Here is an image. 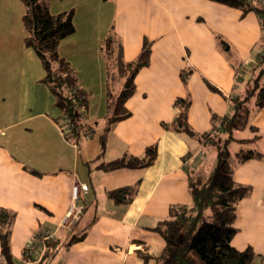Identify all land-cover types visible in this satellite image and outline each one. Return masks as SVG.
Here are the masks:
<instances>
[{
	"label": "crops",
	"instance_id": "1",
	"mask_svg": "<svg viewBox=\"0 0 264 264\" xmlns=\"http://www.w3.org/2000/svg\"><path fill=\"white\" fill-rule=\"evenodd\" d=\"M49 7L54 14L75 10V32L61 41L59 51L88 93L85 123L93 132L78 143L67 139L55 97L42 81L44 68L33 81L37 94L30 97V48L21 28L25 7L22 0H0V210L16 214L11 252L18 264H157L165 240L155 228L171 206L190 204V173L207 176L215 167L216 146L200 135L212 131L214 115L232 113V97L244 92L264 55L261 18L214 0H50ZM111 34L122 41L127 61L137 57L145 38L153 46L150 64L137 73L136 91L125 104L130 116L106 131L103 45ZM217 35L232 51H222ZM121 85L117 81L116 90ZM187 94L195 135L165 127L175 118V100ZM97 96L106 102L103 115L104 108L94 106ZM235 136L246 140L229 144L234 178L251 192L237 206L232 244L252 247L264 263V157L239 162L236 156L242 148L264 153V107L253 111ZM152 144L158 156L147 167L99 166L141 156ZM75 184H87L89 191L75 198ZM126 186H135L130 201L109 198L111 190ZM42 230L55 234L48 254L46 248L40 258L26 257L25 248ZM0 264H6L1 243Z\"/></svg>",
	"mask_w": 264,
	"mask_h": 264
},
{
	"label": "trees",
	"instance_id": "2",
	"mask_svg": "<svg viewBox=\"0 0 264 264\" xmlns=\"http://www.w3.org/2000/svg\"><path fill=\"white\" fill-rule=\"evenodd\" d=\"M49 1L22 0L25 7V43L35 49L42 61L45 70L42 81L55 97V105L61 112L58 120H62L66 115L73 124V128L65 136L68 140L78 143L83 136L89 137L93 132L82 116V107L87 111L88 93L80 88L74 68L59 51L61 41L75 32V10L72 8L54 14L50 11ZM214 1L240 8L244 13L256 11L264 30V4H259V0ZM217 42L222 51H232V46L223 37L217 35ZM152 46L153 41L145 38L137 57L127 61L123 55L122 41L112 34L105 39L103 51L108 77L106 131L130 116L131 112L125 104L136 91L137 73L150 64ZM263 57L264 55L260 56L257 65L252 68L244 92L232 97V113L223 117L214 115L212 131L200 135L203 142L216 146V164L207 176L190 173V204L171 206L169 216L155 228L165 240L164 251L158 257L157 264H264L261 255L252 247L239 250L232 244L237 232V206L241 199L250 194L251 187L235 180L229 145L233 140H246L237 138L235 131L245 128L249 124L251 113L264 107ZM120 80L122 85L116 90L115 84ZM183 80L186 82V77H183ZM191 102V96L188 94L186 97H178L174 103L177 109L175 118L165 124V127L195 135L188 122ZM101 142L102 148H105V136ZM157 156L158 146L152 144L141 156H124L101 162L99 166L105 170L122 167L143 168L153 164ZM236 156L239 162H243L251 158H263L264 153L257 149L242 148ZM134 192L135 186H126L111 190L108 195L115 202L122 203L130 201ZM15 215V212L5 208L0 210V243L6 264H18L11 252L10 242ZM51 241L53 239L47 242V252L44 256L48 254ZM24 255L31 257L27 255L26 248Z\"/></svg>",
	"mask_w": 264,
	"mask_h": 264
},
{
	"label": "built area",
	"instance_id": "3",
	"mask_svg": "<svg viewBox=\"0 0 264 264\" xmlns=\"http://www.w3.org/2000/svg\"><path fill=\"white\" fill-rule=\"evenodd\" d=\"M252 1L255 2L258 0H252ZM86 113H87V111H86L85 107H82V116L84 118L86 116ZM62 120L64 121L62 131L64 134H66V133L71 131V129L73 128V124L66 115L63 116ZM81 191H84V192L89 191L87 184H75L73 186L72 192H73V196L75 198L78 197V195L80 194ZM54 236H55V234L53 232H50L48 230H42L35 237H33L31 239V241L28 243V245L26 247L27 254L35 255V256H38V258H40L41 256L44 255V253L46 251L48 240L53 239Z\"/></svg>",
	"mask_w": 264,
	"mask_h": 264
},
{
	"label": "rangeland",
	"instance_id": "4",
	"mask_svg": "<svg viewBox=\"0 0 264 264\" xmlns=\"http://www.w3.org/2000/svg\"><path fill=\"white\" fill-rule=\"evenodd\" d=\"M12 26H13L12 29L14 31H17V30H15V27H16L15 21H14V24L12 21ZM21 28L24 30V25H22V20H21ZM29 48H30V52H29V56L27 58V62L29 65V73H28L27 81H29L28 88H29V92H30V97L32 98V97H35L37 94V85L35 84V82H33V81H35L34 78L36 77V75H39V73L43 72V67H42V61H41L38 53L35 51V49L33 47L29 46ZM105 104H106V102L102 101V104L99 102V96L96 97L95 104H94L95 108L98 107V105L102 106V108H104V110H102L101 115L106 113ZM63 124H64V121L60 120L61 128L63 127ZM101 132H102V128L100 127L96 130V133H94V138L98 139ZM82 139H85V136H83ZM221 142H222V140H221ZM209 149H210V151H212L213 147H210ZM230 160L232 162H234L235 157L231 156ZM142 258H143V260H146V258L144 256H142Z\"/></svg>",
	"mask_w": 264,
	"mask_h": 264
}]
</instances>
